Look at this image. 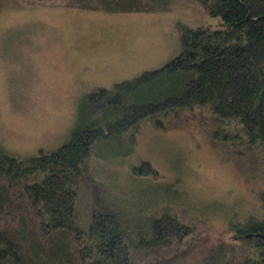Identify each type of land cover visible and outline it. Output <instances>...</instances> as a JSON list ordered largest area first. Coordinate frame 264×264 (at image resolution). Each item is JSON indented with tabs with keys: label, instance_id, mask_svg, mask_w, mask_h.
I'll return each mask as SVG.
<instances>
[{
	"label": "trees",
	"instance_id": "1",
	"mask_svg": "<svg viewBox=\"0 0 264 264\" xmlns=\"http://www.w3.org/2000/svg\"><path fill=\"white\" fill-rule=\"evenodd\" d=\"M194 1L219 24L178 22L180 52L84 96L61 146L24 157L0 146V264H264V188L259 214L210 245L168 210L110 201L93 172L94 155L131 153L145 121L165 130L197 110L240 156L264 151V0ZM133 173L160 175L148 160Z\"/></svg>",
	"mask_w": 264,
	"mask_h": 264
},
{
	"label": "rangeland",
	"instance_id": "2",
	"mask_svg": "<svg viewBox=\"0 0 264 264\" xmlns=\"http://www.w3.org/2000/svg\"><path fill=\"white\" fill-rule=\"evenodd\" d=\"M178 22L220 20L194 0H0V146L22 157L61 146L84 96L180 52ZM212 123L199 110L165 130L145 121L131 153L92 157L94 175L125 209L168 210L210 245L232 241L231 223L260 212L264 151L240 156ZM145 160L158 178L134 175Z\"/></svg>",
	"mask_w": 264,
	"mask_h": 264
},
{
	"label": "flooded vegetation",
	"instance_id": "3",
	"mask_svg": "<svg viewBox=\"0 0 264 264\" xmlns=\"http://www.w3.org/2000/svg\"><path fill=\"white\" fill-rule=\"evenodd\" d=\"M100 89V88H99Z\"/></svg>",
	"mask_w": 264,
	"mask_h": 264
}]
</instances>
